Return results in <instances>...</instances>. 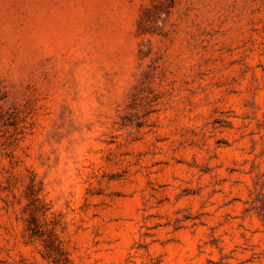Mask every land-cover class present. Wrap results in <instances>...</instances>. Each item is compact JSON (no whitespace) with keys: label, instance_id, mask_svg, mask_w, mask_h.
<instances>
[{"label":"rangeland","instance_id":"rangeland-1","mask_svg":"<svg viewBox=\"0 0 264 264\" xmlns=\"http://www.w3.org/2000/svg\"><path fill=\"white\" fill-rule=\"evenodd\" d=\"M0 264H264V0H0Z\"/></svg>","mask_w":264,"mask_h":264}]
</instances>
